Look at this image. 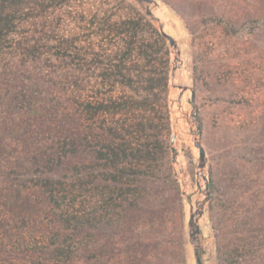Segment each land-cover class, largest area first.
Instances as JSON below:
<instances>
[{
    "label": "rangeland",
    "instance_id": "obj_1",
    "mask_svg": "<svg viewBox=\"0 0 264 264\" xmlns=\"http://www.w3.org/2000/svg\"><path fill=\"white\" fill-rule=\"evenodd\" d=\"M87 1L119 14L130 12L127 5L144 12L148 6L156 17L149 18L157 28L167 27L176 46L167 41V86L160 99L168 115L163 131L167 151L160 180L146 184L140 210L131 211L113 233L97 234L90 256L81 254L70 264H195V245L203 264H264V0ZM214 17L230 24L214 22ZM52 30L74 34L68 20L18 26L16 48L0 59V125L13 127L27 119L13 111L16 100L11 96L35 93L37 107L61 108L66 103L73 69L56 58L55 48H47L54 43L49 39ZM27 45L39 47L41 56L25 57ZM175 69L182 78L173 81ZM45 112L51 110L36 118L42 123L36 130L47 134L54 125ZM1 127L0 133H9ZM33 129L34 125L27 134ZM196 138L205 149L203 167ZM210 183L217 194H212ZM93 195V190H82L77 209L89 210ZM19 212L16 208L10 216L17 218ZM190 213L199 226L193 240ZM20 222L10 234L0 236V260L5 250L20 252L39 244V226L23 230ZM17 256L12 260L16 264H38L31 252Z\"/></svg>",
    "mask_w": 264,
    "mask_h": 264
},
{
    "label": "trees",
    "instance_id": "obj_2",
    "mask_svg": "<svg viewBox=\"0 0 264 264\" xmlns=\"http://www.w3.org/2000/svg\"><path fill=\"white\" fill-rule=\"evenodd\" d=\"M127 7L130 12L119 14L87 0H0V59L16 48L14 34L23 23L68 20L74 26L72 36L50 31L54 43L47 46L73 69L66 103L37 107L35 93L11 96L13 111L27 115L26 122L0 125L10 130L0 133V236L16 229V222L23 230L39 226L37 247L5 250L0 264H16L12 260L27 252L38 264L89 257L96 235L122 226L144 204L146 184L160 180L168 128L160 99L169 48L142 9ZM214 22L230 24L224 17ZM23 51L33 59L42 53L35 45ZM48 110L54 130L45 134L36 130L42 125L36 118ZM73 158L83 161L70 163ZM209 187L217 194L213 183ZM82 190L94 191L87 211L76 207ZM16 208L17 218L10 216Z\"/></svg>",
    "mask_w": 264,
    "mask_h": 264
},
{
    "label": "water",
    "instance_id": "obj_3",
    "mask_svg": "<svg viewBox=\"0 0 264 264\" xmlns=\"http://www.w3.org/2000/svg\"><path fill=\"white\" fill-rule=\"evenodd\" d=\"M143 1H145L148 4L154 2V0H143ZM145 14L148 17H150L152 20H154L156 18L148 6L145 7ZM158 28H159V31L162 34V36L169 42V44L171 46L175 47L176 46V42H175L174 38L170 34H168L167 32L163 31L162 24H160V26ZM193 101L194 100L192 99V102ZM195 145L199 149V161H200L199 167H203L204 161H205V149H204V146L202 145L201 141L199 139H197V138L195 139ZM194 216L195 215L193 213H190L189 226H190V237H191V240L196 238V235L199 232V226L197 224L194 225ZM194 256H195V264H203L196 245L194 247Z\"/></svg>",
    "mask_w": 264,
    "mask_h": 264
},
{
    "label": "bare ground",
    "instance_id": "obj_4",
    "mask_svg": "<svg viewBox=\"0 0 264 264\" xmlns=\"http://www.w3.org/2000/svg\"><path fill=\"white\" fill-rule=\"evenodd\" d=\"M163 19V18H162ZM169 20V19H168ZM162 21V20H161ZM164 22V21H163ZM162 27H163V31H166L167 29V27H165L164 25H162ZM170 27V26H169ZM179 29V28H178ZM175 30H176V28H175ZM167 32V31H166ZM168 34H170L171 36H173V34L171 33V32H167ZM177 36V35H176ZM177 40V39H176ZM180 40V39H179ZM178 50V49H177ZM183 53V52H182ZM174 58H175V60L174 61H176L177 62V58H178V55L177 54H175V56H174ZM172 76H173V81H175L176 79L175 78H179L180 79V74H179V72H178V70L177 69H175L174 71H173V74H172ZM182 78V77H181ZM175 79V80H174ZM186 83L187 82H185V81H181V86H184V85H186ZM196 223H194V225H195ZM198 225V224H197Z\"/></svg>",
    "mask_w": 264,
    "mask_h": 264
}]
</instances>
